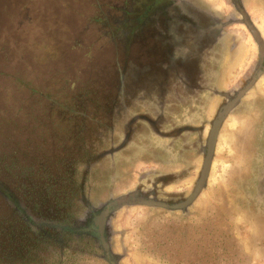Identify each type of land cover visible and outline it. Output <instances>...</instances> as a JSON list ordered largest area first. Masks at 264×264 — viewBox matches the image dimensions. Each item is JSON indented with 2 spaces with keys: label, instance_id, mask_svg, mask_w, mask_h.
Masks as SVG:
<instances>
[{
  "label": "flooded vegetation",
  "instance_id": "flooded-vegetation-1",
  "mask_svg": "<svg viewBox=\"0 0 264 264\" xmlns=\"http://www.w3.org/2000/svg\"><path fill=\"white\" fill-rule=\"evenodd\" d=\"M85 1L94 10L91 24L105 29L101 38L109 43L111 51L107 62L109 72L113 73L106 81L96 83H85L77 76L72 80L65 75H61L58 83H42L29 80L15 65H9L19 45L13 28L6 25L9 21L3 20L5 26L2 25L0 8V28L4 29L0 35L3 33L5 39L0 37L3 40L0 41V77L8 78L11 85L16 84L17 96L23 94L20 107L28 106V112L23 110L14 117L16 127L6 137L12 143L3 149V154L11 152L22 167L30 169V174L38 173L29 177L37 182L31 190L19 185L28 198L16 190L14 199L31 228H38L37 231L48 236L56 235L60 248L50 264H65L67 258L84 254L106 264H121L122 257L111 244V223L118 212L143 207L187 214L207 188L225 123L243 111L244 99L264 80V23L261 24L264 18H258L264 16V0ZM239 27L248 34V45H242ZM93 46L78 49L91 57ZM252 61H255L253 66ZM29 68L27 65L26 69ZM237 82L238 87H221L223 83ZM250 84L222 123L210 174L196 201L187 210L175 211L140 204L138 201L142 199L169 205L188 199L201 177L219 110ZM219 97L220 103L213 102ZM261 126L255 178L264 196V119ZM238 127L242 129L241 125ZM151 135L168 140L163 150L171 152L178 163L186 161L182 165L186 169L200 161L198 179L188 195H162L167 187L179 181L181 171L155 174L157 178L152 184L123 186L115 194L116 180L119 171L125 169L128 154L132 156L143 149L144 141ZM147 153H150L147 166L156 172L155 166L162 162H158L155 150L149 149ZM191 172L188 170L186 174ZM159 185L164 187L162 192ZM104 189L109 197L95 199ZM125 196L132 198L131 203L121 205L106 223L105 237L112 257L108 259L97 234L87 229L107 204ZM58 199L65 205L70 202L72 207H61Z\"/></svg>",
  "mask_w": 264,
  "mask_h": 264
},
{
  "label": "rangeland",
  "instance_id": "rangeland-1",
  "mask_svg": "<svg viewBox=\"0 0 264 264\" xmlns=\"http://www.w3.org/2000/svg\"><path fill=\"white\" fill-rule=\"evenodd\" d=\"M90 5L85 0H0L2 25L9 21L6 25L11 29L17 24L24 30L13 28L19 51L9 65H15L29 80L42 83H58L61 75L72 80L77 76L85 83L106 81L111 73L107 62L111 58L110 46L101 38L105 29L91 24L94 10ZM260 16L258 18H264ZM238 33L242 36V45H248V34L242 28ZM0 37L4 39V34ZM27 39L32 41L30 50L24 48L23 41L26 43ZM91 44H94L91 54L89 52L91 57L78 49L79 46L87 49ZM22 57L28 63L22 61ZM224 76L223 72L222 79ZM8 80L0 77V84ZM239 85V82L223 83L221 87L228 89ZM219 99L213 102L220 103ZM23 110L28 112V106H23ZM241 110L225 123L208 186L187 214L143 207H129L118 212L111 223V244L114 252L121 255V264H264V196L255 178L262 142L264 80L247 95ZM144 142L143 149L132 156L128 154L125 169L119 171L116 180L115 194L123 186H148L157 178L155 174L174 171H181L179 181L163 192L164 187L159 185L162 195L191 193L200 173V161L186 169L182 166L186 161L178 163L171 152L163 150L168 140L151 135ZM149 149L155 150L158 162H162L155 166L156 172L147 166ZM188 170L192 172L185 177ZM30 176L37 174L33 172ZM108 197L104 189L95 199ZM64 262L106 264L88 254L75 255Z\"/></svg>",
  "mask_w": 264,
  "mask_h": 264
},
{
  "label": "trees",
  "instance_id": "trees-1",
  "mask_svg": "<svg viewBox=\"0 0 264 264\" xmlns=\"http://www.w3.org/2000/svg\"><path fill=\"white\" fill-rule=\"evenodd\" d=\"M13 28L21 31L17 24ZM0 31L4 29L0 28ZM31 42L29 39L26 43L23 41L24 48L28 47L30 50ZM16 92V84H0V264H50L53 254L60 248L56 235L52 233L48 236L40 230L37 231L38 228H31L14 199L16 190H31L37 182L29 179L30 169L22 167L14 154H3V149L12 143L6 137L11 136L12 128L16 127L14 117L23 110V106L20 107L23 94L17 96ZM22 193L28 198L26 193ZM62 201L58 199L61 207H72L70 202L65 205ZM70 214L69 212L68 215ZM33 230L37 232L34 233Z\"/></svg>",
  "mask_w": 264,
  "mask_h": 264
},
{
  "label": "water",
  "instance_id": "water-1",
  "mask_svg": "<svg viewBox=\"0 0 264 264\" xmlns=\"http://www.w3.org/2000/svg\"><path fill=\"white\" fill-rule=\"evenodd\" d=\"M247 25L249 26L250 30L252 31L253 35L259 39L258 33L254 29V27L246 20ZM251 86V84L241 91L237 97L234 100H230L227 105H224L218 112V115L216 116L213 128L210 133L209 137V142H208V151L206 158L203 163V168L201 172V177L199 181L196 184V187L193 191V193L188 197V199L184 202L174 204V205H169L163 202L155 201V200H145L142 199L138 201L142 205H146L149 207H161L167 210L175 211V210H187V207L192 205L202 190L204 189L206 182L208 180L209 174H210V169L212 166V160H213V155H214V149L216 145V141L218 138L219 131L221 129L222 123L226 120L227 116L229 113L234 109L235 105L238 103L241 97L245 95V92L247 89ZM221 95V94H220ZM226 97L228 96L227 94L225 95ZM132 198L129 196H125L119 199H116L112 201L111 203L107 204L105 209L100 212L99 214L95 215L93 222H92V227L87 229L88 232H94L97 234L99 237L103 249L106 253V257L108 259H111V252H110V247L108 244V241L105 237V229H106V223L108 221L109 216L116 211L121 205L126 204V203H131Z\"/></svg>",
  "mask_w": 264,
  "mask_h": 264
}]
</instances>
